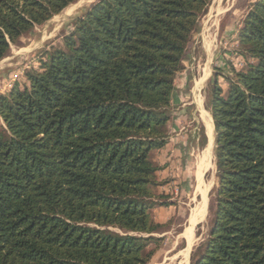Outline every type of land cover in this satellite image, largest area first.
I'll list each match as a JSON object with an SVG mask.
<instances>
[{"label": "trees", "instance_id": "obj_1", "mask_svg": "<svg viewBox=\"0 0 264 264\" xmlns=\"http://www.w3.org/2000/svg\"><path fill=\"white\" fill-rule=\"evenodd\" d=\"M77 1L0 0V62ZM211 3L98 0L0 94V264H150L168 224L151 212L174 204L150 153ZM234 43L243 67L211 83L218 186L191 264H264V0Z\"/></svg>", "mask_w": 264, "mask_h": 264}, {"label": "rangeland", "instance_id": "obj_2", "mask_svg": "<svg viewBox=\"0 0 264 264\" xmlns=\"http://www.w3.org/2000/svg\"><path fill=\"white\" fill-rule=\"evenodd\" d=\"M97 1H77L46 25L37 27L31 35L23 37L19 44L12 45L7 57L0 62V94L5 93L15 82L20 81L25 69L38 60L40 52L50 45H57L65 33L73 30L74 19ZM254 1L212 0L207 13L200 21L199 32L189 48L185 60L186 69L176 77L179 95L191 94L190 103L195 102L196 99L202 100L208 109L211 83L216 73H229L228 62H231L237 69L243 67V59L235 56L234 53L236 47L234 39L249 6ZM219 81L222 82L223 87H226L221 76ZM179 105L175 102L173 106V113L178 115L176 118L179 120L175 124H170L169 143L171 139L178 141L176 143L185 141L186 131L198 130L200 127L205 129L197 119L193 123L189 122V127L183 128L187 123L182 122L179 117L183 114ZM210 131L208 127L209 148L207 143L202 147V139L198 137L195 141L197 146L195 148L189 146L185 160L184 156L175 154L174 149V152L167 150L160 152L159 155L156 154L158 150L150 153V159L162 168L157 173L158 182H167L158 187L156 194L168 195V201L174 203L168 207L154 208L151 212V217L156 222L168 224L160 233L154 234L162 238L163 243L150 264H191L194 247L203 243L209 235L213 219L212 197L218 186L215 163L216 144L214 145V134ZM202 160L206 167L213 165V168L204 175V181L201 184L203 192H208L206 196L208 201L204 207L203 198L197 196L201 186L197 173ZM202 176L200 175V179ZM194 200L197 203L194 204ZM198 207L203 208L206 214L194 231V235L189 236L190 241L192 238L195 239L194 243L187 246L185 233L189 228L190 217L194 212L192 218L194 225L196 218L202 214V212L195 211Z\"/></svg>", "mask_w": 264, "mask_h": 264}, {"label": "crops", "instance_id": "obj_3", "mask_svg": "<svg viewBox=\"0 0 264 264\" xmlns=\"http://www.w3.org/2000/svg\"><path fill=\"white\" fill-rule=\"evenodd\" d=\"M186 93H182L181 95H179L178 99H177V103H179V107L182 111V116H179L181 121L182 122H185L187 123L186 126H184L183 128H186V127H189L188 124L189 122L193 123L194 121L199 120L201 123L202 126L205 127L204 129V133H205V136H206V140H207V145H208V148H209V144H210V139H209V134H208V127L207 125H209V120H210V124L212 125V128L214 129V120H213V116H212V113L210 111V109L207 107H205V104L202 100H198L196 99L195 102L193 103H190V101L192 100L191 99V94H186ZM197 114V115H196ZM178 115L177 114H174V119L169 123V128L170 127V124H175V122H177L179 119H177ZM197 117V118H196ZM209 119V120H208ZM175 126V125H173ZM213 134H214V145L216 144V134H215V129L213 130ZM185 141H180V143H176L178 141H175L174 139L170 141L169 144H167V146H165L163 149L161 150H158L157 151V155L160 154V152H165L167 150H170V151H175V154H178L180 156H184V160L186 159V157L188 156L187 155V151H189V146H192L193 148H195L197 146L196 142L197 141V130L195 129H192L190 130L189 132L186 131L185 133ZM189 140V141H188ZM191 140V142H190ZM207 148V150H208ZM214 148V146H213ZM206 150V151H207ZM173 151V152H174ZM207 152L205 153V156H206ZM205 160V158H204ZM204 160H202L201 162V165H200V168H199V171L197 173V178H198V181L200 182V185L203 183L204 181V175L213 168V165H211L210 167H206L204 165ZM213 164V162H212ZM200 175H203L202 178L200 179ZM208 192H203V189H202V185L200 186V191L198 192V197H202L203 198V207L206 203V201H208V198L206 197L208 194ZM197 197V198H198ZM198 200V199H197ZM196 200V201H197ZM197 203L195 202L194 200V204ZM197 213L198 212H202V214L200 216H198L196 218V221L194 223V225L192 224V218H193V214L194 212L192 213L191 217H190V220H189V228H187V231H186V242H187V246L188 245H191V243L193 244L194 243V238L191 239L190 241V238L189 236L190 235H194V231L196 230V228L198 227V225L201 223V220L204 218V215L206 214V212L202 209H200L199 207L195 210Z\"/></svg>", "mask_w": 264, "mask_h": 264}, {"label": "bare ground", "instance_id": "obj_4", "mask_svg": "<svg viewBox=\"0 0 264 264\" xmlns=\"http://www.w3.org/2000/svg\"><path fill=\"white\" fill-rule=\"evenodd\" d=\"M208 120H209V119H208ZM207 126H208V125H207ZM208 127H210L211 131L213 132L214 129L212 128V125L210 124V120H209V126H208ZM211 131H210V132H211ZM208 134H209V133H208ZM211 143H212V142H211ZM208 154H209V153H208ZM189 248H190V247H189Z\"/></svg>", "mask_w": 264, "mask_h": 264}]
</instances>
